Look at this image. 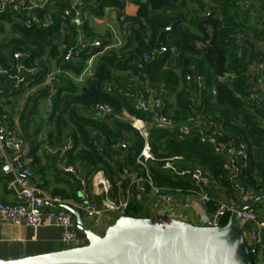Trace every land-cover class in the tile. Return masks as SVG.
I'll return each instance as SVG.
<instances>
[{"label":"trees","instance_id":"16d2710c","mask_svg":"<svg viewBox=\"0 0 264 264\" xmlns=\"http://www.w3.org/2000/svg\"><path fill=\"white\" fill-rule=\"evenodd\" d=\"M247 1L248 8L244 5ZM131 3L138 9L135 15L125 13V21L120 19L125 0H83L79 22L64 15L69 6L65 0L53 1L52 11L17 9L13 5L0 11V64L10 67L16 63L15 52L28 53L24 64L37 69L28 83V87H37L31 97L33 106H37L38 99L48 96L49 88L43 82L53 74V66L60 70L58 77L62 83L53 97L46 143L61 148L72 139L73 146L65 151L66 162L86 169L87 177L102 170L112 181L118 174L112 145L118 142H130L121 152L126 168H141L137 158L144 138L130 118H116L127 111L142 119L149 131L153 157L146 164L158 184L184 190L192 188L190 179L162 173L167 159L182 156L176 162L179 169L201 168L211 178V185L218 186L227 200L240 202L251 189L264 188V100L257 105L248 98L250 65L254 61L249 50L264 38V28L260 29L264 22V0H138ZM109 7L117 11L122 45L104 51L94 63L93 74L78 82L74 76L82 74L90 56L112 42V35L103 40L97 38L89 24L90 16L102 18ZM254 13L258 14L257 20L253 19ZM245 34H250V38L243 37ZM238 36L242 39L241 46L237 44ZM96 39L101 40L98 47L93 46ZM161 46L167 50L158 51ZM144 52L150 53L151 58L142 65ZM68 53L71 56L67 60ZM66 72H72L73 77ZM189 74L191 80L187 79ZM197 75L203 77L202 87L196 83ZM0 84L14 94L23 91V86H16L2 73ZM146 87L156 89L157 93L163 89L158 112L152 106L146 111L134 107L133 102L141 93L147 100ZM96 104L111 105L113 113L110 117L89 116L87 111ZM156 117L170 122L159 126ZM183 124L189 125L188 133L179 132ZM201 129L216 132L219 139H238L246 144L243 192L229 178L222 155L211 143L200 139ZM30 143L32 166L41 171L37 153L44 141ZM127 214L145 216L140 199H131ZM229 215L226 212L222 216L221 224L228 222Z\"/></svg>","mask_w":264,"mask_h":264},{"label":"built area","instance_id":"2783aa9c","mask_svg":"<svg viewBox=\"0 0 264 264\" xmlns=\"http://www.w3.org/2000/svg\"><path fill=\"white\" fill-rule=\"evenodd\" d=\"M55 1V0H53ZM83 0H77L72 6H68L65 9L64 15L72 17L73 22H79L82 17L81 2ZM138 0H125V2L131 3ZM8 5H13L14 8H23L24 10L42 8V3H23L20 0H0V11L4 10ZM245 7L248 8L250 2L244 3ZM34 19H36L34 17ZM121 21H125V13L120 17ZM126 27V24H124ZM237 44L242 45L241 36H238ZM101 45V40L96 39L93 42V46L98 47ZM122 45V36L115 35L112 38V42L107 44L103 50L96 52L90 56L87 61V66L84 72H88L93 66L98 57L106 50L117 48ZM167 48L161 46L158 51L164 52ZM71 53H68L66 59L68 60ZM151 58V54L144 52L141 57V64L145 65ZM14 59L16 63L10 67H5L0 64V73L5 74L16 86L28 85L30 78L36 74L37 69L31 65H25L24 61L28 59V53L23 51H17L14 53ZM251 80L249 86L248 98L255 104L260 105L264 100V54L259 55L257 60L253 61L250 65ZM187 79L191 80L192 76L187 75ZM61 80L56 74H49L43 85L49 88L48 96L46 101L52 105L53 97L56 94L57 88L53 87V83H60ZM196 83L199 87L203 86V77L201 75L196 76ZM163 93V89L157 93V101H160V96ZM216 91L214 90V94ZM134 107L140 111H146L150 106L151 102L145 100L142 97L137 98L134 102ZM95 110L105 113H113V107L109 104H96ZM132 116V115H131ZM132 125L139 131L140 135L144 138V146L137 158V163L141 165L139 169L125 168V175L131 185L139 184L142 182L148 183L153 195L154 201L152 202V208L156 210L165 204H172L176 201L177 195L185 191L195 194L200 201L202 206H207L213 199L210 193L202 189V186H210L212 184L211 178L199 168L193 169H179L176 166V162L182 160V156H175L167 159L163 165L164 170L176 171V173L183 177L194 181L196 187L184 190L180 187H170L158 184L151 176L150 171L147 167V160L152 158L151 147L149 144V131L146 128L145 122L132 116ZM155 121L159 126H164L166 123L163 118L156 117ZM189 125L183 124L179 128L181 134L189 132ZM200 139L203 142L211 143L216 151L222 155L224 160V168L226 169L229 178L234 183L237 189H241L243 192V186L240 183V176L245 167V160L248 156L247 146L238 139L222 140L217 137L216 132H208L201 129L199 131ZM182 139V135H180ZM66 149L73 146L72 139H68ZM130 142H118L112 145V149L129 146ZM102 150L101 147H99ZM10 150L11 160L13 165L9 171H12V176L6 182V189L14 196V200L6 202L0 200V222L6 221L14 225L38 227L45 223L55 225L62 230V240L66 243L77 242L79 245L85 243V235L80 238L79 230L77 229L75 217L65 207V204H69V201L61 194H49L43 187L35 184L34 172L31 167L25 162L24 156V139L17 132L12 124V114L8 108H4L0 111V151L5 153ZM62 170L65 173L79 176V172L76 166L72 163H65L62 165ZM82 187L85 198V203L77 204V208L86 217L98 221L101 217L115 213L119 216L127 215L130 199L126 198H112L110 197V179L104 174L103 171H98L94 178L95 184L99 185V193L103 196L100 200L88 199L86 194L88 189V183L84 176L78 177ZM86 195V197H85ZM250 196V192H246L242 200L247 199ZM241 200V201H242ZM231 206L227 212H231L234 206L238 203L234 200H229ZM61 206V207H56ZM225 204L222 202L217 211H215L211 217L206 221L208 226H217L219 214ZM237 223L243 228L244 234L248 240V243L254 253H260L264 255V233L263 224L259 217V214L254 208L241 211L237 215ZM82 241V242H81ZM264 264V263H263Z\"/></svg>","mask_w":264,"mask_h":264},{"label":"crops","instance_id":"0c3cea01","mask_svg":"<svg viewBox=\"0 0 264 264\" xmlns=\"http://www.w3.org/2000/svg\"><path fill=\"white\" fill-rule=\"evenodd\" d=\"M65 1L69 4V6H72L77 0ZM31 2L42 3V8L48 11H52L54 7L53 0H33ZM137 9L138 6L136 4L126 2L123 12L135 15ZM89 24L93 28V31L96 32L97 38L102 40L109 35H112V38L115 35H120V33L118 34L120 23L118 21L117 11L115 8H107L104 17L102 18L90 16ZM263 28L264 22L260 25V29ZM243 37L250 38V34H245ZM259 53H264V38L261 41L254 43V49L249 50V55L254 61L257 60ZM93 70L94 66L84 75H80L79 77L74 76V79L78 82L84 81L86 77L93 74ZM52 73L59 75L60 70L53 66ZM67 74L73 77L72 72H68ZM61 83L62 81L58 84L53 83V87L58 88ZM7 88L10 87L7 86ZM21 88L23 91L20 94H14L11 89H9L11 92H8L6 90V86L0 84V110L8 108L11 111L12 124L24 139V151L26 156L25 162L34 172L35 184H40L41 187H43L49 194H60L59 192H62L63 195H61L69 201L68 205L77 208V204L82 203V198H84L83 196L85 193L82 190L79 182L80 180H78L79 178L77 179L74 175L65 173L62 170V165L66 163L62 160L65 156L66 149H64L63 146L58 148L54 145L46 143L47 135L49 134L51 128V126L47 123L52 105H50L45 99L42 104V110L40 112L36 111L37 106H33L31 97L34 96V93L37 91V87H28V85H26ZM146 90L148 91L147 100L151 102V106L158 112L159 104L156 98L157 90L149 87H146ZM1 92L5 95L3 96ZM140 97H143L142 93L140 94ZM87 114L89 116L99 118L100 114L110 117L112 113L100 112L93 108L88 110ZM124 117L129 119L132 116L127 111H123L122 117L116 116L118 119H123ZM31 140H37V142L44 141V144L41 145L37 153L40 158L39 165L43 169L41 171L38 170L37 166H32V157L29 155L31 151ZM26 144L29 148H27ZM112 150L114 154V164L117 167L118 174L114 177V180L110 181V197H128L130 200L132 198L140 199L145 207V210L151 212L152 209L150 207L152 206L151 203L154 201V195L150 187L146 182L131 185L125 175L126 166L123 164L122 160L124 153H121L123 151V147ZM12 165L13 162L11 160L10 150L6 152V154L0 151V200L6 202L14 200V196L6 189V182L12 176V171H9ZM82 171L86 176L87 170L82 169ZM162 173L166 176L182 178L176 173V171L162 169ZM95 174L89 177L90 180L87 178L88 181L84 177L88 183L86 194L88 195V199L100 200L103 195L99 193L100 186L94 182L93 177ZM242 174L240 176L241 184H243ZM191 182L193 185L192 187H196V184H194L195 182ZM202 189L210 193L213 199H215L214 201L217 203H209L210 205L208 204L207 206H203V210L199 211L198 207H195L197 203L200 204L199 198L195 194L185 191L178 194L176 201L172 204H165L158 208L156 210V216H158L159 212L166 211V216L174 217L178 216L179 212L182 211V218L185 217L190 222L201 224L206 217H211V215L217 211V208L220 207V204L224 202V200H227L224 194L219 191L218 186H202ZM75 196H77V198H75ZM260 207L259 217L263 224L264 233V202ZM84 217L85 216L83 215V219ZM117 218L118 215L115 213L107 214L101 217L98 221L94 222L91 229L101 234L111 224H113ZM78 235L80 238L84 236L82 232ZM61 236L62 230L55 225H50L49 223H45L38 227H28L14 225L6 221L0 222V258L22 257L70 248L74 245L76 246L77 242L66 243L62 240ZM77 245H79V243H77ZM263 263L264 261H262V264Z\"/></svg>","mask_w":264,"mask_h":264},{"label":"water","instance_id":"95a60500","mask_svg":"<svg viewBox=\"0 0 264 264\" xmlns=\"http://www.w3.org/2000/svg\"><path fill=\"white\" fill-rule=\"evenodd\" d=\"M163 121L170 122L166 118ZM63 148L66 149V144ZM249 192L247 199L234 206L225 225L221 224V218L231 206L229 200H224L217 226L205 224L209 217L195 224L182 218V211L174 217L166 216V211L153 217L147 210L144 217L119 216L101 234L87 226L78 209L65 204L62 207L74 214L77 229L85 235L86 243L51 252L0 258V264H256L255 253L237 223V215L263 203L264 188ZM85 202L82 198V203ZM195 207L203 210L199 203Z\"/></svg>","mask_w":264,"mask_h":264},{"label":"rangeland","instance_id":"374dc122","mask_svg":"<svg viewBox=\"0 0 264 264\" xmlns=\"http://www.w3.org/2000/svg\"><path fill=\"white\" fill-rule=\"evenodd\" d=\"M30 1V0H29ZM31 1H33V0H31ZM56 1V0H55ZM33 3H36V2H33ZM253 19L254 20H257L258 19V14H257V16H256V13H254V15H253ZM121 34V28H119V30H118V34ZM60 75H61V73H59ZM85 74V72L83 71L82 72V74L81 75H84ZM85 77V76H84ZM79 82H82V81H79ZM44 98H42V99H38L37 100V107H36V111H38V112H40L41 110H42V104H43V102H44ZM123 116V115H122ZM121 116V117H122ZM66 156H67V153L65 154V156H64V158L62 159V160H64L65 162L67 161L66 160ZM24 159H26V156H25V158ZM64 162V163H65ZM77 168V170H78V172H79V176H84L86 179L87 178H89V177H87V175L85 176L84 175V173H83V171H82V169H80V167H76ZM77 179H78V177L79 176H76V175H74ZM79 180V179H78ZM89 180H90V178H89ZM87 181H88V179H87ZM80 182V181H79ZM194 183V182H193ZM195 184V183H194ZM40 185V184H39ZM41 186V185H40ZM77 195H78V193H77ZM81 196V195H80ZM79 196V197H80ZM149 200V199H148ZM214 204H216V202H213ZM262 204V203H261ZM261 204L260 205H258V206H256L254 209H255V211L258 213V214H260V206H261ZM151 205H152V203H151ZM210 205V204H209ZM153 206H151L150 208L152 209V211L151 212H149V215L150 216H153V217H155L156 216V209L155 208H152ZM187 213H189V212H187ZM84 215V214H83ZM85 216V215H84ZM84 221L86 222V224H87V226H89L90 228L92 227V224H94V222H93V220H92V222H91V220H90V218H88V217H84ZM79 233H81L80 231H78ZM76 245H77V243H76ZM75 246V245H74ZM254 256H255V263L256 264H262V261H264V255L263 254H260V253H255L254 254Z\"/></svg>","mask_w":264,"mask_h":264}]
</instances>
